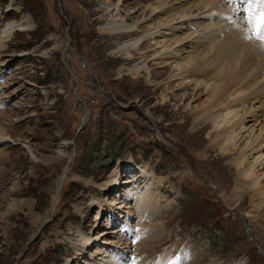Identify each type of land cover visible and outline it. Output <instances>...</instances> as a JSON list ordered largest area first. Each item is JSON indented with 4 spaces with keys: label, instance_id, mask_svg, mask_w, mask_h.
<instances>
[{
    "label": "rangeland",
    "instance_id": "374dc122",
    "mask_svg": "<svg viewBox=\"0 0 264 264\" xmlns=\"http://www.w3.org/2000/svg\"><path fill=\"white\" fill-rule=\"evenodd\" d=\"M146 5L0 0V29L19 25L0 53V124L12 134L0 146L12 159L0 193L15 184L24 192L0 205V264H105L109 255L118 264H264V226L246 217L250 198L228 208L234 172L219 151L200 156L207 131L192 134L181 103L162 104L143 72L119 73L137 61L115 50L135 36L100 33L107 20L99 8H118L133 24ZM34 162L44 167L41 180ZM140 182L160 197L158 212L131 205L120 218L116 202L143 195ZM11 205L17 212L3 219ZM113 229L120 236H98ZM76 231L89 238L79 254L70 244ZM126 238L129 248L113 249Z\"/></svg>",
    "mask_w": 264,
    "mask_h": 264
},
{
    "label": "bare ground",
    "instance_id": "6f19581e",
    "mask_svg": "<svg viewBox=\"0 0 264 264\" xmlns=\"http://www.w3.org/2000/svg\"><path fill=\"white\" fill-rule=\"evenodd\" d=\"M141 1L147 5L133 24H128L131 15H122L118 8H99L107 20L100 33L135 36L115 50L123 59L137 61L132 67L121 68L119 73L125 70L135 78L143 72L146 82L160 91L159 101L162 104L174 101L170 105L177 108L181 103L183 117L190 119L191 133L207 131L208 143L200 156L205 158L210 152L219 151L222 159L227 160L226 167L234 172L235 188L224 204L235 209V203L248 196L251 204L246 217L264 226V214H261L264 210V187L261 184L264 171H259L264 169V49L258 43L244 39L234 5L227 0ZM17 27L19 25L7 23L0 29V53L6 49ZM148 41L150 48L145 50L142 47ZM150 63L156 69L154 73H150ZM174 91L183 93L176 96ZM201 97L205 99L198 103ZM84 120L86 115L82 122ZM256 124L260 127L258 133L254 134ZM10 135L9 129L0 124V146L7 147ZM258 153V159L250 162L249 158ZM2 154L0 152L3 167L0 188L5 185V175L12 163L9 154ZM34 164V173L39 175L37 180H41L44 167L40 163ZM139 174V178L145 180L148 174L145 166L139 169ZM116 180L110 179L109 183ZM139 184L144 185L143 192L139 193L143 195L116 202V206H119L116 210L121 212L119 217L123 213L125 215L127 212L123 210L131 205L142 212H158L160 197L152 194L146 183ZM22 193L15 184L13 189L0 193V205L7 197ZM92 204L100 203L92 201ZM13 205L3 214V219L8 220L17 212ZM10 232L8 230L6 236ZM141 233H144L143 230ZM106 235L120 236V233L113 229L98 236ZM24 236H27V232ZM88 242L89 238L81 231H76L75 237L70 238L71 249L78 254L87 247ZM114 245L113 249H127L130 246L127 238L121 246H117L118 243ZM119 256L124 261V256ZM108 259L105 264H118L114 256L109 255Z\"/></svg>",
    "mask_w": 264,
    "mask_h": 264
},
{
    "label": "snow or ice",
    "instance_id": "6c2138e0",
    "mask_svg": "<svg viewBox=\"0 0 264 264\" xmlns=\"http://www.w3.org/2000/svg\"><path fill=\"white\" fill-rule=\"evenodd\" d=\"M234 5L244 39L264 49V0H227Z\"/></svg>",
    "mask_w": 264,
    "mask_h": 264
},
{
    "label": "water",
    "instance_id": "95a60500",
    "mask_svg": "<svg viewBox=\"0 0 264 264\" xmlns=\"http://www.w3.org/2000/svg\"><path fill=\"white\" fill-rule=\"evenodd\" d=\"M82 123H85V121H83Z\"/></svg>",
    "mask_w": 264,
    "mask_h": 264
}]
</instances>
